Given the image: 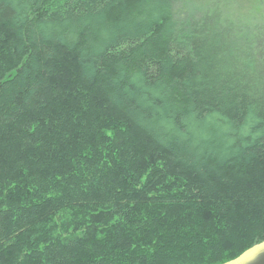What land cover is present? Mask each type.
Listing matches in <instances>:
<instances>
[{"label": "trees", "instance_id": "obj_1", "mask_svg": "<svg viewBox=\"0 0 264 264\" xmlns=\"http://www.w3.org/2000/svg\"><path fill=\"white\" fill-rule=\"evenodd\" d=\"M253 9L0 0V264H226L264 242Z\"/></svg>", "mask_w": 264, "mask_h": 264}, {"label": "water", "instance_id": "obj_2", "mask_svg": "<svg viewBox=\"0 0 264 264\" xmlns=\"http://www.w3.org/2000/svg\"><path fill=\"white\" fill-rule=\"evenodd\" d=\"M226 264H264V242L254 246L236 260Z\"/></svg>", "mask_w": 264, "mask_h": 264}, {"label": "rangeland", "instance_id": "obj_3", "mask_svg": "<svg viewBox=\"0 0 264 264\" xmlns=\"http://www.w3.org/2000/svg\"><path fill=\"white\" fill-rule=\"evenodd\" d=\"M205 1L206 0H195V2H199V3H203ZM240 1L242 3V8L246 11L254 10L253 8H255V6L258 3V0H240ZM189 5H190V0H183V8Z\"/></svg>", "mask_w": 264, "mask_h": 264}]
</instances>
